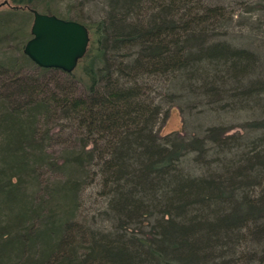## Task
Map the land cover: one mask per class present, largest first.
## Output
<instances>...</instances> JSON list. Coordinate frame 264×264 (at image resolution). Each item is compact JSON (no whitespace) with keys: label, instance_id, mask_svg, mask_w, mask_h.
I'll return each instance as SVG.
<instances>
[{"label":"trees","instance_id":"obj_1","mask_svg":"<svg viewBox=\"0 0 264 264\" xmlns=\"http://www.w3.org/2000/svg\"><path fill=\"white\" fill-rule=\"evenodd\" d=\"M90 1L65 73L23 54L57 0H3L0 264H264V0Z\"/></svg>","mask_w":264,"mask_h":264},{"label":"water","instance_id":"obj_2","mask_svg":"<svg viewBox=\"0 0 264 264\" xmlns=\"http://www.w3.org/2000/svg\"><path fill=\"white\" fill-rule=\"evenodd\" d=\"M29 11L33 16L31 38L26 42L23 54L39 68L72 73L86 54L90 41L88 29L75 21Z\"/></svg>","mask_w":264,"mask_h":264},{"label":"rangeland","instance_id":"obj_3","mask_svg":"<svg viewBox=\"0 0 264 264\" xmlns=\"http://www.w3.org/2000/svg\"><path fill=\"white\" fill-rule=\"evenodd\" d=\"M87 0H57L56 3H52V7L56 9L58 17L62 19V17L66 16V10L67 6L74 3H81L83 4ZM93 1V2H92ZM101 0H91L89 3H86L84 6L83 12V22H91L102 16V7L100 5ZM3 3V0H0V5ZM81 9V8H80ZM6 10V7H0V14ZM39 13L44 14V9L38 10ZM78 12V11H76ZM74 15V14H73ZM72 15V16H73ZM70 16V17H72ZM73 18V17H72ZM33 16L29 15L27 19V26L31 28L32 25ZM264 66V65H263ZM264 72V71H263ZM201 109V108H200ZM202 111L207 112L205 108H202ZM205 114H203L204 118ZM235 122L231 123L234 125H237L241 122ZM183 119L179 113V110L176 107H172L168 111V116L166 118H162L158 125H157V131L160 136H163L165 134L171 133V132H180L181 131V125H182ZM237 128L233 127V129L230 131V133H233L236 131ZM51 180H53V176L50 177ZM86 201L87 205L84 206L81 210V217H84L82 214H92V211L89 209L90 203L89 200H91L94 196H92V190H89L86 192Z\"/></svg>","mask_w":264,"mask_h":264}]
</instances>
